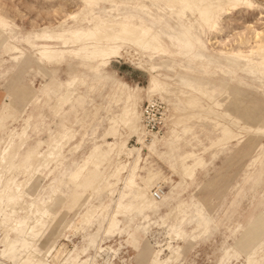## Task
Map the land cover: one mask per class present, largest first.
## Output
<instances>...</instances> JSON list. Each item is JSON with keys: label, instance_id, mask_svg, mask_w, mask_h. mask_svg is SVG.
Listing matches in <instances>:
<instances>
[{"label": "rangeland", "instance_id": "1", "mask_svg": "<svg viewBox=\"0 0 264 264\" xmlns=\"http://www.w3.org/2000/svg\"><path fill=\"white\" fill-rule=\"evenodd\" d=\"M145 4L152 14H159L164 18L161 27L157 28L162 32L169 54L155 62L161 66L158 77L183 85L179 75L182 73L180 66H185L191 71L185 76L187 81L197 83L207 90H216L214 97L224 100L227 92L220 96L218 91L226 88L229 75L225 74L220 79V69L223 66L237 69L245 67L246 64L243 59L231 63L225 55L237 50L246 52L254 49L264 40V0H248V4L233 8L229 14L217 19L213 29H205L204 33H199L197 24L191 21L194 28L190 31L191 35L182 30L183 25L191 20L189 14L190 19H185L184 24H181L174 15L166 13L163 1L147 0ZM249 4L253 6L249 7ZM103 6L104 8L96 9L100 15H105L103 10L111 7ZM80 7L78 0H0V15L8 23L4 29L11 40L10 42L6 38L4 42V36L0 35V110L5 98H11L17 105L11 115L2 118L0 139L6 136L10 128L19 130L27 116L30 117L25 130L26 137L19 153L43 151L51 135L56 131H64L62 127H66L68 134L74 135L63 148L62 175L60 176L59 169L55 170L54 176L50 175L33 188L34 199L43 200L49 194L50 188L58 185L62 197V201L51 208L55 213L48 218L51 220L48 221L50 235L47 229H43L42 235L38 237L43 239L39 243L40 251L45 252L50 247L51 250L58 248L59 252L52 259L53 264L65 257L67 250L73 249L82 259L91 256L101 264H146V253L150 245L163 249L169 240L167 222L161 224L164 213L175 201L184 199L189 205L188 215L181 224L184 233L175 241H170L171 245L181 247V254L174 264H247V254L253 253L257 260L264 257V137L257 139L258 145L254 147L250 146L245 132L232 137L226 143L210 145L212 132L218 126L214 121L202 118L189 122L191 128L186 132H182L180 127H174L176 130L172 134L178 136L165 137L156 142L152 150L143 148L144 160L139 173L144 178L137 181L152 192L158 186L163 191L160 198H155L158 208L148 212V219L131 210L130 214L119 218L117 228L111 234L104 231L105 218L100 216L95 217L89 225H82V229L67 228V224L75 222L83 211L82 203L72 206L74 194L86 193L90 203L98 205L99 201H109L112 206L122 186L118 182L111 195L107 190L96 194L89 189L82 193L86 182L98 175L97 172L82 174L79 178L82 185L77 188L68 181L69 171L85 155L106 125L109 115L99 105L109 103L108 94L118 83L130 88L139 87L142 97L139 103L140 123L143 126L142 107L148 102L143 98L147 74L136 67V58L139 55L135 50L129 49L134 57L123 53L122 57L111 58L102 69L100 79L82 68L75 57H65L56 70L39 64L35 52L26 45L25 39L32 40V35L39 29L57 25L66 14H72ZM130 10L132 5H125L118 11L124 14ZM138 13L143 16L140 10ZM144 18L148 25L156 26L152 19ZM68 22L74 23L71 19ZM14 46L18 49L13 50ZM192 55L195 59L191 61ZM252 58L257 59L255 55ZM199 61L209 64L212 73L206 76L196 74L202 71ZM247 64L251 66L252 62ZM74 74L86 78L87 84L82 88V101L78 99L71 104H64L54 114L50 105L58 93L57 87L61 81ZM244 76L249 86H239L235 91L230 89L228 94L233 98L240 96L252 108L254 117L245 120L246 124L251 125L260 122L264 117V80L256 74ZM21 86H28L32 91L37 90L27 106L19 99L21 93L18 87ZM151 98L160 102L166 115L167 109L172 105L158 96ZM95 108H98L97 112ZM113 108L116 109L115 106ZM224 108L227 111H236L234 102ZM241 112L242 106L239 107V113ZM161 124L162 122L150 134L154 133L160 138L164 134ZM94 127L96 128L93 133L91 129ZM85 132L88 133L86 138L83 137ZM76 144L77 147L72 148ZM127 146L135 150L140 144L132 136L127 138ZM70 148L72 149L69 150ZM184 151L199 154L202 163L196 168L192 180L185 179L179 184L180 178L171 167H177V156ZM43 172L47 173V168ZM151 173L155 174L150 176ZM12 175L21 178L22 169H13ZM168 177L174 180V184L167 183ZM56 178L60 183H56ZM51 180L53 183L49 186ZM19 237L12 234L10 241H17ZM2 251L6 255V245L0 246V253ZM162 251L164 256L167 250ZM224 254L226 256L220 261ZM3 260L5 261L0 264H12L7 257ZM260 264H264V259Z\"/></svg>", "mask_w": 264, "mask_h": 264}, {"label": "bare ground", "instance_id": "2", "mask_svg": "<svg viewBox=\"0 0 264 264\" xmlns=\"http://www.w3.org/2000/svg\"><path fill=\"white\" fill-rule=\"evenodd\" d=\"M78 1L81 5L79 10L72 14H66L57 25L42 27L32 35V40L25 39L26 45L35 52L39 64L56 70L65 57H75L79 60L82 68L96 75V79H100L102 69L108 65L111 58L122 57L123 53L134 57V54L129 52L132 49L139 55L136 58V67L147 74L143 98L151 101L154 99L151 97L158 96L172 105L167 109L166 115L165 109L163 110L161 129L164 130V134L160 138L154 133L150 134L154 131L147 130L142 118L141 122L144 128L140 123L139 103L142 97L139 87L130 88L123 83H118L108 94L109 103L104 106L99 105L109 115L106 125L85 155L69 171L68 181L77 188L82 185L79 182L82 174L97 172L98 175L86 182L82 193L89 189L96 194L107 190L111 195L118 182H121L122 186L117 192L118 196L112 206L109 201H99L98 205L92 204L86 193L85 195L74 194L72 206L82 203L84 204L83 211L75 222L67 224V228L82 229V225H89L95 217L100 216L105 218L104 231L111 234L117 228L119 218L130 214L131 210L148 219V212L158 208V201L155 198L162 196V189L158 186L152 192L146 185H140L137 181L138 179L142 181L144 178L139 173L144 160L142 150L143 148L152 150L156 142L165 139V137L168 138L170 135L178 136L172 134L176 130L174 127H180L182 132H186L191 128L188 123L192 120L207 119L214 121L218 126V129L212 132L213 138L210 140V145L226 143L241 132L246 133V139L250 142V146L258 145L257 139L264 137V117L260 122L246 124L245 120L252 119L255 115L252 108L242 101L240 96L236 95L235 98L230 96L228 90L235 91L239 86L248 87L244 75L256 74L264 80V40L258 43L254 49L251 48L246 52L237 50L225 55L226 58L229 57L231 63L243 59L246 64L245 67L241 66L237 69L227 66L220 69L222 74L220 79L225 74L229 75L226 88L218 91L220 96L227 92L226 98L221 101L213 95L216 90H207L197 83L187 81L185 76L189 75L191 71L185 66H180L182 73L179 75L183 85L171 83L158 77L161 74L159 72L161 66L155 62L169 54V49L162 38V32L157 28L161 27L164 18L149 11L145 4L147 0ZM149 1H163L166 13L174 15L181 24H184L185 19L191 18L188 24L182 27V30L189 35H191L190 31L194 30L191 21L197 24L199 33H204L205 29H213L216 26V21L220 16L229 14L233 8L248 4V0ZM103 5L111 7L103 10L105 15H100L96 9L104 8ZM125 5H132V10L120 14L119 8ZM139 10L143 16L138 13ZM144 17L152 19L156 26L148 25ZM68 19L73 20L74 23L69 24ZM6 25H8L6 19L0 15V35L4 36V42L6 38L11 42L8 32L4 29ZM17 49L14 46L13 50ZM253 55L257 57L256 60H252ZM194 59L192 55L190 60ZM249 61L252 62L251 66L247 64ZM199 67L202 71L196 72V74H200V76L212 73L207 63L199 61ZM86 84V78L79 74H74L61 81L57 87L58 93L50 105L54 114L58 113L64 104H71L78 99L82 101L84 96L82 88ZM18 88L22 104L29 105L37 90L33 89L32 91L28 86ZM232 102H234L236 111L225 110L224 107ZM240 106H242L241 113H239ZM16 107V103L11 98L4 99L0 110V126L2 118L11 115ZM97 109L95 108V112ZM22 112L23 110L20 111V113ZM29 117L23 119L24 125L19 130L10 128L6 136L0 139V246L6 245L8 250L6 255L3 254V251L0 253V262L5 261L3 259L7 257L12 264H53L52 259L59 249L51 250L52 247H50L45 252H41L39 243L43 239H38V237L42 235L43 229H49L48 218L55 213L51 208L55 203H60L62 197L58 185L50 188L49 194L43 200L34 199L35 190L33 188L37 187L45 178L48 179L50 175L54 176L55 170L59 169L60 176L62 175L64 172L62 170L63 148L73 139L74 135L73 133L68 134L65 131L66 127H62L64 131H56L51 135L43 151L19 153L26 137L25 130ZM95 128H92L91 132L94 133ZM147 133L149 139L146 138ZM87 135L88 133L85 132L83 137L86 138ZM132 136L136 137L137 143L140 144V147L135 150L127 146V138ZM73 146L72 148L75 149L77 144ZM177 162V167L171 168L174 174L180 178L178 181L180 184L185 179L192 180L194 178L196 168L202 163V157L194 151H184L177 156ZM15 168L22 169L21 178H15L12 175V170ZM46 168L48 172L44 173L43 170ZM153 174L155 173L149 175L153 176ZM167 180V183L174 184L171 177H168ZM51 183L53 180L48 185L51 186ZM56 183H60L58 178H56ZM188 211L187 201L178 199L164 213L161 224L167 222L166 225L170 231L168 232L169 240L163 248L167 250V253L162 256L163 249H156L150 245L146 253L148 256L146 264H174L178 261L181 247L171 245L170 241H175L176 238L183 235L181 224L188 215ZM49 231L50 235L51 231ZM12 234L19 235V239L11 242ZM225 256L226 254L220 258V261ZM263 259L264 257L261 256L257 260L253 253L246 255L247 264H260ZM57 264L101 263L96 262L91 256L82 259L79 253L73 249L67 250L65 257Z\"/></svg>", "mask_w": 264, "mask_h": 264}, {"label": "built area", "instance_id": "3", "mask_svg": "<svg viewBox=\"0 0 264 264\" xmlns=\"http://www.w3.org/2000/svg\"><path fill=\"white\" fill-rule=\"evenodd\" d=\"M162 109L163 108L160 105V102L154 99L146 102V104L142 107V121L147 130L153 131L158 128L162 122Z\"/></svg>", "mask_w": 264, "mask_h": 264}, {"label": "snow or ice", "instance_id": "4", "mask_svg": "<svg viewBox=\"0 0 264 264\" xmlns=\"http://www.w3.org/2000/svg\"><path fill=\"white\" fill-rule=\"evenodd\" d=\"M248 6H249V7H252L253 5L249 4Z\"/></svg>", "mask_w": 264, "mask_h": 264}]
</instances>
